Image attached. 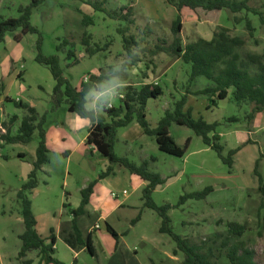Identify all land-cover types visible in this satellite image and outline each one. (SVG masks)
<instances>
[{
    "label": "rangeland",
    "instance_id": "rangeland-1",
    "mask_svg": "<svg viewBox=\"0 0 264 264\" xmlns=\"http://www.w3.org/2000/svg\"><path fill=\"white\" fill-rule=\"evenodd\" d=\"M91 1L101 4L108 12L132 6L134 24L113 20L106 12H96L78 0H45L32 17V25L43 37V54L60 58L65 75L74 87L81 88L91 76L104 75L106 80L98 85V91H101L108 81L118 78H113L112 69L120 71L123 65L131 63L121 33L127 27L129 34L141 42L137 54L143 62L127 72L130 76L127 86L114 101V108L123 105L130 88L141 90L146 85H158L164 90V96L150 100L147 106V119L156 128L165 112L173 110L186 93L200 91L210 85L206 78L190 84L192 68L183 61L166 54L150 57L142 52V49H152L158 40L173 43L172 27L178 11L172 6V0H136L133 3L130 0ZM30 4L31 0H0V18H18L19 7ZM250 6L264 12V0H253ZM84 16L91 19L88 26ZM247 21H251L255 30L253 36L247 28ZM182 25L184 44L201 38L210 41L227 29L230 37L244 42L238 49L242 59L245 60L249 54L264 57V26L253 14L224 11L215 18L202 10L192 12L184 9ZM146 28L152 32L147 38ZM16 34H8L5 42L0 43V80L4 84L0 99V134L4 132L3 124L11 118L17 116L21 122L27 115L25 110L17 108L15 102L33 106L41 117L47 114L45 129L51 162L39 174V187L30 199L41 236L49 238L51 229L58 226L56 258L65 264H183L182 253L174 256L176 245L172 239L160 234L161 219L155 212L144 210L141 221L133 226L143 208V182L121 168H116V176L100 182L95 197L98 206L95 209L92 205L93 213L79 219L85 236L93 235L96 257L86 249L74 252L65 244L63 237L72 231L73 220L65 204L74 209L79 207L82 189L98 180L106 171L108 161L96 153L91 155V150L82 153L89 128L84 120L69 112L66 104L52 112L56 83L48 68L35 61L40 35L29 34L17 43L14 40ZM87 40L90 46L85 44ZM69 51H74L76 59L69 60ZM76 60L79 64L69 68ZM98 91H93V94ZM233 93L232 89L230 98L219 102L217 107L211 106L208 97L189 95L184 110L191 112L196 119L221 124L218 132L222 136V144L227 146L226 154L242 147L235 157L232 171L192 130L177 124L170 129L176 144L184 148L187 140H191L183 159L161 152L155 138L141 137V128L136 122L119 131L115 151L118 156L126 157L137 165L149 161L152 172L168 179L154 193L158 206H177L185 194L201 192L212 186L214 192L206 200H191L170 211L175 233L203 247L205 252L213 249L221 264H228L227 251L237 242L255 252L256 264H264V196L258 191L259 180L254 175L256 162L261 158L259 171L264 177V114L249 122L250 106L238 107ZM93 98L90 99L91 105ZM233 118L240 119V122H229ZM19 125L14 128V134H17ZM248 141H251L250 145ZM1 145L0 140V244H4V237H7V243L11 245L16 235L24 231L18 193L33 170L39 136L36 133L29 145ZM68 151L72 156L65 155ZM152 158L156 161L152 162ZM124 191L128 195H124ZM102 215L107 217L102 220ZM230 223L245 226L241 238L230 232ZM108 225L121 236L119 250L107 232ZM100 236L105 239H100ZM224 242L229 246L224 248ZM110 243H114L115 248ZM28 260L39 264L38 252L31 253Z\"/></svg>",
    "mask_w": 264,
    "mask_h": 264
},
{
    "label": "trees",
    "instance_id": "trees-1",
    "mask_svg": "<svg viewBox=\"0 0 264 264\" xmlns=\"http://www.w3.org/2000/svg\"><path fill=\"white\" fill-rule=\"evenodd\" d=\"M45 0H31L28 6H20L18 9L19 17L3 19L0 18V43H4L8 34L17 33L14 40L21 43L24 37L29 34L40 35L38 42V55L36 63L48 68L55 81V88L52 94V112H57L64 104L68 106L71 114L77 115L83 120H89V128L86 145L90 148L91 155H97L106 159L109 163L106 171L102 173L98 180L89 184L88 187L81 191V203L78 208H72L71 205L65 204V208L70 211L72 220V231L68 236L63 237L65 244L74 252H80L86 249L92 257H96L94 238L91 233L85 236L80 228L79 219L90 216L88 206L92 196L95 193L96 186L103 180L116 176V168H121L133 176L139 177L146 186L142 191L143 208L138 217L133 221V226L138 224L142 219L144 210L155 212L161 219L160 234L169 236L175 243L174 256L179 253L184 255L183 264H221L220 257H217L213 249L209 248L205 252L203 247L192 243L175 233L170 211L180 208L191 200L203 201L214 192L212 186L205 188L201 192L185 194L177 206L165 204L158 206L154 201V193L157 189L167 183L168 179L163 178L159 173L150 170L149 161L141 165L131 162L126 157H120L116 154L115 148L119 140V131L128 128L136 122L143 130L144 135L155 138L159 150L168 155L183 159L185 158L191 140H187L185 147L181 148L176 144L170 135V129L174 124L184 126L192 130L196 136L202 139L203 143L213 150L229 171L234 169L235 157L242 150V147L227 151V146L222 144V136L218 132L220 123L210 124L202 118L196 119L191 112H185L189 95L208 97L211 106L217 107L219 102L226 101L230 98V91L233 89V100L238 107L248 105L251 111L247 117L249 122H254L258 115L264 114V57L249 54L247 58L242 59L238 49L244 45V42L238 38H232L227 29L216 34L210 41L198 39L194 42L184 44L181 33L182 11L189 9L192 12L200 10L207 12L215 18L223 14L224 11L232 14L246 12L260 18L264 26V12L256 10L250 6L253 0H172V6L178 11V16L173 23L172 31L174 41L172 44L167 41L158 40L152 49H142L145 55L156 57L166 54L176 60L183 61L192 68L190 84L196 82L199 78H206L210 85L200 91L186 93V95L175 104L173 110L165 112V116L160 120L156 128H153L147 119V106L150 100H157L164 96V90L158 85H146L141 90L130 88L123 99V105L118 108L105 109L102 116L100 110H90L88 108V98L93 91H98V85L102 84L106 77L91 76L90 80L83 83L81 88L74 87L65 75V70L61 66V60L58 56H45L42 52L43 37L39 30L32 25L34 11ZM91 6L96 12H106L110 18L118 22L124 21L130 25L134 24V8L132 6L122 7L119 11L108 12L105 8L91 0H78ZM132 3L136 0H130ZM90 18L84 16L85 25L90 24ZM247 28L251 35H254V28L251 21H247ZM130 29L127 27L121 30L123 34L124 48L131 59V63L123 65L120 71L112 69L113 78L129 80V70L139 63H142L137 49L141 48V42L133 34H129ZM152 35L150 28H146L145 37ZM144 42V40H143ZM68 44V42H65ZM90 46L89 41H85ZM88 51H90L88 49ZM69 60L76 59L74 51H69ZM70 64L69 68L76 66ZM4 92V84L0 80V99ZM99 92V91H98ZM19 109L27 112V115L20 122L17 116L10 119L8 123L3 124L4 132L0 134L2 147L4 145H29L34 141V136L38 133L39 145L36 150V160L33 163V170L29 173L27 182L23 185L22 190L18 193V200L21 204V216L24 224V231L20 235L21 250L18 256L20 264H34L28 260L29 254L38 252L40 257L39 264H65L56 258L55 249L57 236L54 229L50 231V237L42 238L38 233V222L33 210V203L30 195L39 187V174L44 171V167L49 165L50 149L48 147L47 131L45 125L47 114L40 116L38 111L22 101L15 102ZM210 106V108H211ZM99 120L95 119L99 117ZM229 122H240V119H229ZM20 123L17 134L13 133L16 125ZM251 144V141H248ZM67 154H70L68 152ZM152 162L156 159L152 158ZM261 158L257 160L254 175L259 180V193L264 196V177L260 173ZM229 230L236 237H242L245 233V226L237 223H230ZM107 232L114 238L116 249L119 250L121 236L113 229L107 226ZM223 247L229 246V243H222ZM228 264H256L255 252L245 248L241 242L234 243L227 251ZM155 264V263H154Z\"/></svg>",
    "mask_w": 264,
    "mask_h": 264
},
{
    "label": "crops",
    "instance_id": "crops-1",
    "mask_svg": "<svg viewBox=\"0 0 264 264\" xmlns=\"http://www.w3.org/2000/svg\"><path fill=\"white\" fill-rule=\"evenodd\" d=\"M24 6V5H23ZM92 97H93V93L89 96V98H88V101H89V103H88V108L90 109V110H97V109H99V107L98 106H96V107H92V105L90 104V99H92ZM83 120V119H82ZM85 121V123L87 124V126H88V128H90V126H91V123H90V121L89 120H84ZM214 123H218V122H214ZM210 124H213V123H210ZM88 133H89V131H88ZM140 136L141 137H144V136H146V135H144V132H143V130L142 129H140ZM88 137V136H87ZM86 140H87V138H85V140L83 141V145H82V153H86L88 150H90V148L86 145ZM64 141H66V140H64ZM49 142V141H48ZM233 150V149H232ZM69 152V151H68ZM68 152H66L65 153V155L66 156H72V152H70V154H67ZM96 155H97V153H96ZM108 165H109V163L107 162L106 163V169H107V167H108ZM105 181V180H104ZM142 181V180H141ZM143 182V181H142ZM99 186H100V183L96 186V188H95V193H94V195L92 196V199H91V202H90V205L88 206V211H89V213L90 214H92L93 212H92V205H95L94 207H95V209H96V207L98 206L97 205V202L95 201V197H96V194H97V190H98V188H99ZM146 186V184L143 182V184H142V189L144 188ZM83 190V189H82ZM118 208H120L121 207V205H118L117 206ZM116 207V208H117ZM78 208V207H77ZM102 220L103 219H105L107 216H105V215H102ZM37 219V218H36ZM38 222V221H37ZM57 228H58V226L56 227V228H53L54 230H55V233H56V236L58 235L59 236V231H57ZM37 230H38V226H37ZM22 233L23 232H19L17 235H16V238H15V240H14V243L13 244H11V245H8V243H7V237H4V244L1 242V244H0V264H20V262L18 261V256H19V253H20V250H21V241H20V239H19V237H20V235H22ZM38 233H39V231H38ZM40 234V233H39ZM58 236H57V243H56V246H55V249L57 248V244H58V240H59V238H58ZM42 238H44L43 236H42ZM102 238V240H104L105 239V237H101L100 236V239ZM44 239H47V238H44ZM111 244V247L112 248H115V245H114V243L112 244V243H110ZM94 245H95V241H94ZM56 251H57V249H56ZM31 254H29V256H30Z\"/></svg>",
    "mask_w": 264,
    "mask_h": 264
},
{
    "label": "clouds",
    "instance_id": "clouds-1",
    "mask_svg": "<svg viewBox=\"0 0 264 264\" xmlns=\"http://www.w3.org/2000/svg\"><path fill=\"white\" fill-rule=\"evenodd\" d=\"M127 86V81L113 79L108 81L103 89L99 92L93 94L94 98L92 101V107L100 106V116L103 115L105 109L111 108L114 101L119 97L122 93V90ZM99 117L95 120L98 121Z\"/></svg>",
    "mask_w": 264,
    "mask_h": 264
},
{
    "label": "built area",
    "instance_id": "built-area-1",
    "mask_svg": "<svg viewBox=\"0 0 264 264\" xmlns=\"http://www.w3.org/2000/svg\"><path fill=\"white\" fill-rule=\"evenodd\" d=\"M111 108H113V106H112ZM111 108H110V109H111ZM123 194H124V195H128V192H127V191H124ZM113 197L117 198V196H116L115 194H113ZM97 228L100 229V226H97Z\"/></svg>",
    "mask_w": 264,
    "mask_h": 264
}]
</instances>
